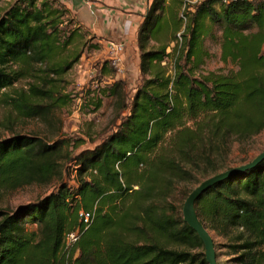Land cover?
Masks as SVG:
<instances>
[{
	"label": "trees",
	"instance_id": "trees-1",
	"mask_svg": "<svg viewBox=\"0 0 264 264\" xmlns=\"http://www.w3.org/2000/svg\"><path fill=\"white\" fill-rule=\"evenodd\" d=\"M183 7L187 0L152 1L138 31L142 84L128 114L100 144L71 157L65 141L21 134L0 139V189L58 181L37 202L0 209V264H208L203 241L171 200L178 183L196 180L195 171L221 173L232 139L264 131V0H203L187 14L181 45L171 52L168 45L151 46L167 8L174 34L182 28ZM72 21L57 0H16L2 13L0 7V102L6 90L34 77L35 64H52L48 75H64L79 62L76 51L71 60L55 62L79 37V29H69ZM207 22L223 29L222 58L238 70L201 74ZM168 60L172 74L163 64ZM123 85L101 91L94 110ZM52 97L32 85L14 107L38 117L46 113L40 101ZM67 159L75 164L74 186L63 179ZM195 207L206 229L226 239L225 264H264V160L212 187ZM82 210L94 214L86 229ZM77 230L80 239L67 249L66 235Z\"/></svg>",
	"mask_w": 264,
	"mask_h": 264
},
{
	"label": "rangeland",
	"instance_id": "rangeland-1",
	"mask_svg": "<svg viewBox=\"0 0 264 264\" xmlns=\"http://www.w3.org/2000/svg\"><path fill=\"white\" fill-rule=\"evenodd\" d=\"M16 0H3L0 3L1 13L14 4ZM203 0H187V7L180 11L182 28L175 34L171 20V8H167L163 20L157 25L154 35L157 38L156 46L168 45V52L183 42V34L190 19L188 13L194 12V7ZM187 16V18H186ZM71 18H73L71 16ZM70 19V18H69ZM67 25V24H66ZM69 29L77 30V40L65 51L55 57L56 64H62L65 60L73 58V51L81 55L79 62L66 74H47L48 68L52 64H35L31 74L22 79L11 89L6 90L3 102H0V139L5 140L15 134L34 135L43 138L49 143L56 141L67 142L66 153L75 157L80 151L92 149L100 144L110 135L121 123V120L128 114L131 102L137 88L142 84V75L137 64L127 67L124 75L117 76L114 69L107 66L103 73V65L108 62L104 47L92 36V34L79 26L77 20L73 18L69 23ZM208 32L204 37L201 48L207 52L204 64L200 69L201 74L211 72L229 73L238 70L231 59L223 60V29L218 26L205 24ZM253 30L251 32H256ZM158 46V47H159ZM264 53V47H263ZM76 55V54H75ZM164 64V63H163ZM172 74V64L167 62ZM43 79L51 81L45 84ZM124 83L122 89L116 96H106L102 98V107L94 110V103L100 99L101 91L109 89L115 82ZM35 85L42 89L52 91V99L40 101L45 106L46 113L38 117L25 116L14 107V100L19 99V93L26 96L30 94V88ZM6 95L12 97L13 101H5ZM65 99L66 103L61 105L60 101ZM228 155H226V168L224 172L231 168L240 167L251 163L256 157L264 152V131L246 140L232 139L229 143ZM64 171V182L69 185L77 184V173L74 162L62 160ZM196 180L177 184L172 203L175 209L183 211V206L190 193L203 181L212 176V173L195 171ZM58 186V181L50 185H30L23 186L17 190L0 189V209L14 211L17 207L29 203L37 202L53 193ZM216 242L218 253V263L225 264L229 250L224 248L226 239L218 236L214 232H209Z\"/></svg>",
	"mask_w": 264,
	"mask_h": 264
},
{
	"label": "crops",
	"instance_id": "crops-1",
	"mask_svg": "<svg viewBox=\"0 0 264 264\" xmlns=\"http://www.w3.org/2000/svg\"><path fill=\"white\" fill-rule=\"evenodd\" d=\"M63 4L79 26L89 31L100 44L124 41L126 65L140 69L138 31L153 0H57ZM153 35L151 46H156ZM166 45V44H164ZM161 46V45H160Z\"/></svg>",
	"mask_w": 264,
	"mask_h": 264
},
{
	"label": "water",
	"instance_id": "water-1",
	"mask_svg": "<svg viewBox=\"0 0 264 264\" xmlns=\"http://www.w3.org/2000/svg\"><path fill=\"white\" fill-rule=\"evenodd\" d=\"M264 160V152L256 157L251 163L246 165L231 168L219 174H216L205 181H203L197 188H195L188 198L186 199L183 206V216L184 221L197 232L200 239L203 241L205 247V256L207 258L208 264H218L216 248L214 240L206 229V227L201 223L197 211L196 203L199 201L212 187L225 182L235 176L243 174L244 172L251 170L258 166Z\"/></svg>",
	"mask_w": 264,
	"mask_h": 264
},
{
	"label": "built area",
	"instance_id": "built-area-1",
	"mask_svg": "<svg viewBox=\"0 0 264 264\" xmlns=\"http://www.w3.org/2000/svg\"><path fill=\"white\" fill-rule=\"evenodd\" d=\"M239 0H223L225 3H231L236 2ZM126 49L127 45L124 41L119 42H107V44L104 47L108 64L111 68L114 69L117 76H120L121 74L124 75L127 71V65H126ZM170 61H165L164 65H167L166 63ZM80 219L82 221L83 228H88L94 218V214L92 212H86V211H80ZM81 230H77L74 232H71L66 235L65 237V246L67 249H71L75 243L78 242V240L81 237Z\"/></svg>",
	"mask_w": 264,
	"mask_h": 264
}]
</instances>
